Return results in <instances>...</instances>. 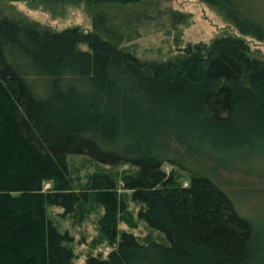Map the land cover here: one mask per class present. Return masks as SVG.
<instances>
[{"label":"trees","instance_id":"trees-1","mask_svg":"<svg viewBox=\"0 0 264 264\" xmlns=\"http://www.w3.org/2000/svg\"><path fill=\"white\" fill-rule=\"evenodd\" d=\"M200 1L238 32L155 61L81 25L55 29L0 11V264H76L72 236L47 207L70 213L89 195L103 207L97 220L109 239L128 195L155 234L122 230L85 264H252V220L195 158L264 154L255 141L264 138V57L244 36L264 38V28L247 20L241 0ZM70 154L131 164L122 176L130 193L100 168L88 189H76Z\"/></svg>","mask_w":264,"mask_h":264},{"label":"rangeland","instance_id":"rangeland-1","mask_svg":"<svg viewBox=\"0 0 264 264\" xmlns=\"http://www.w3.org/2000/svg\"><path fill=\"white\" fill-rule=\"evenodd\" d=\"M247 20H254L264 28V0H241ZM0 11L10 15H22L55 29L71 25L98 32L113 44L128 48L144 60H165L179 52L187 42L210 41L217 34L238 32L216 7L200 0H136L131 2H91L62 0H0ZM176 12L187 16L182 22L174 21ZM253 51L264 57V38L244 34ZM256 142L264 138H256ZM206 149V148H205ZM212 156L208 148L203 151ZM222 156L207 160L195 159L207 170L233 199L242 215L253 222L252 264H264V154L244 159V150L222 152ZM75 188L88 189V175L94 168L109 171L117 181L121 193L125 170L133 169L129 163L115 165L95 162L87 155H68ZM220 160L218 161L217 160ZM216 160L218 162H216ZM211 162V163H210ZM169 169V166H166ZM179 178L186 182V171L180 169ZM49 185L45 182V186ZM127 194V195H128ZM128 210L117 216V236L109 239L100 229L98 217L103 207L89 195L88 200L78 201L74 211L64 213L60 206H48V212L61 231L72 236L69 243L76 264H85L88 255L105 256L112 249L122 230L139 237L155 234V231L139 217L140 204L129 195Z\"/></svg>","mask_w":264,"mask_h":264}]
</instances>
